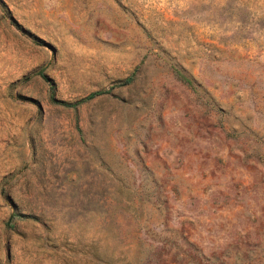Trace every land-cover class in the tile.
I'll use <instances>...</instances> for the list:
<instances>
[{
  "label": "rangeland",
  "instance_id": "1",
  "mask_svg": "<svg viewBox=\"0 0 264 264\" xmlns=\"http://www.w3.org/2000/svg\"><path fill=\"white\" fill-rule=\"evenodd\" d=\"M0 264H264V0H0Z\"/></svg>",
  "mask_w": 264,
  "mask_h": 264
},
{
  "label": "trees",
  "instance_id": "2",
  "mask_svg": "<svg viewBox=\"0 0 264 264\" xmlns=\"http://www.w3.org/2000/svg\"><path fill=\"white\" fill-rule=\"evenodd\" d=\"M129 80L127 79L126 80V83L128 82ZM100 93H102V91H96V92H92L91 94H89L88 96H87V99L88 98H92V97H94V96H96V95H98V94H100ZM65 104H67V103H65ZM77 103H74V104H72V105H76Z\"/></svg>",
  "mask_w": 264,
  "mask_h": 264
}]
</instances>
